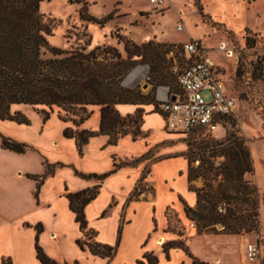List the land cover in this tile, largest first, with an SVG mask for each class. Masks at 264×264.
Returning <instances> with one entry per match:
<instances>
[{"label":"rangeland","instance_id":"1","mask_svg":"<svg viewBox=\"0 0 264 264\" xmlns=\"http://www.w3.org/2000/svg\"><path fill=\"white\" fill-rule=\"evenodd\" d=\"M82 6L88 14L102 16L113 11L114 17L103 25L83 19ZM39 8L58 21L47 37L51 44L62 48L110 44L125 55V38L137 43L150 39L159 43L160 64L173 78L155 85H168L172 91L179 90L176 77L183 61L182 43L190 37L201 41L209 56L222 67L220 76L229 93L238 97L225 130H218L214 137L224 138L230 130H236L247 140L253 171L246 172L244 177L257 185L259 203L256 226L240 233L246 237L245 246L254 240L259 244L256 261L246 260L264 264V0H172L170 6L158 11L150 0H41ZM178 23L183 29L177 28ZM226 50L234 53L229 56ZM149 68V61L139 58L123 77V85L136 86L147 93L154 84ZM123 106L133 105L123 103ZM40 107L28 103L11 105V110L21 111L28 123L0 117V203L17 199L19 210H26L27 218L37 219L26 228L28 234L21 235V242L25 244L29 239L34 246L37 235L43 251L57 264H142L139 259L148 264L143 254L151 251L157 255V264H179L180 251L170 250L166 259L157 248L161 242L156 238L163 232L168 203L182 214L178 191H186V159L181 153L185 154L190 147L198 149L193 140L204 134L202 130L191 134L169 130L163 115L153 106L155 111H147L143 117L146 135L137 138L123 135L112 143L106 134H95L80 153L74 138L64 134L71 122L59 117L55 105L52 109L46 107L49 111L46 115ZM89 109L85 126L97 129L99 105L91 104ZM129 112L132 111L122 114ZM4 136L26 143L25 151L4 147ZM217 157L220 162L223 160V156ZM115 160L128 163L114 168ZM191 163L197 167L200 161L195 158ZM146 170L150 173L153 197L129 199ZM90 173H107L98 193L87 203L85 214L96 239L113 247L110 257L94 255L86 244L76 242L79 227L66 193L88 184L90 180L85 175ZM204 182L205 178L198 175L191 183L199 188ZM193 198V192L189 191L188 200ZM220 206L225 211V203ZM167 213L169 228L185 232L187 227L177 220V214L170 209ZM38 222L42 230L37 233ZM3 258L12 261L11 255Z\"/></svg>","mask_w":264,"mask_h":264},{"label":"trees","instance_id":"2","mask_svg":"<svg viewBox=\"0 0 264 264\" xmlns=\"http://www.w3.org/2000/svg\"><path fill=\"white\" fill-rule=\"evenodd\" d=\"M40 1L0 0V117L28 123V118L21 111L11 110L12 104L41 106L45 115L49 112L46 107L52 109L55 105L59 117L71 122V126L64 129V134L74 137L80 153L89 138L95 134H106L108 141L112 143L127 134L133 138L146 135L142 129L145 110L140 105L151 103L161 113L154 86L173 78L160 64V44L152 39L137 43L125 38V55L110 44L91 48H87L85 44L71 48L59 47L51 44L47 37L58 21L40 10ZM81 9V18L101 25L114 17L113 11L94 16L88 14L83 6ZM139 58L150 63L149 75H152L154 84L147 93L136 86L129 87L122 83L123 77ZM237 69L240 74L239 67ZM260 70H263V66ZM151 93L152 97L149 98ZM119 103H134L139 106L132 112L122 114L117 108ZM91 104L99 105L97 129L82 127L90 116ZM228 117L221 129L225 130ZM193 141L198 149L191 150L190 147L185 155L188 159L189 186L196 190L197 199L194 206L184 205L188 219L196 223L199 232H240L256 226L258 188L254 182L244 177L246 172L253 171V158L244 135L230 130L224 138L198 134ZM2 145L17 152L26 149V143L6 136L2 138ZM193 152L196 156H193ZM217 156H223V160L215 165L213 158ZM195 158L200 161L197 167L191 163ZM123 163H128V160H115L114 168ZM106 174L90 173L85 176L103 179ZM198 175H202L205 182L203 186L194 188L191 182ZM99 186L100 183H95L69 191L66 196L83 232L77 238V243L81 246L87 244L94 254L110 257L113 247L94 239L95 231L87 226L84 211L85 205L98 193ZM221 203H225V211L220 210ZM36 229L37 233L42 230L40 222L36 224ZM37 238L36 235V256L45 264H57L43 251ZM172 244L181 245V242H165L164 250ZM144 256L148 264H156V255L146 252ZM3 264H11L9 258H3ZM191 264L211 263L193 258Z\"/></svg>","mask_w":264,"mask_h":264},{"label":"crops","instance_id":"3","mask_svg":"<svg viewBox=\"0 0 264 264\" xmlns=\"http://www.w3.org/2000/svg\"><path fill=\"white\" fill-rule=\"evenodd\" d=\"M171 1L172 0H167L161 6V8L157 10L155 9V11L162 10L164 6L165 7L170 6ZM221 46L223 47V43L221 44ZM218 67L221 72L222 67L220 66ZM158 86H159V94L165 93L167 91V94L170 97L172 95H175L174 92H171L169 91L168 88L164 87L165 86L164 84L156 85L155 87L156 91L158 89ZM130 104L133 105L132 108L131 107L127 108L126 106H123V103L117 104V108L121 113H124L125 111H133L135 110L137 106H139L138 104H134V103H130ZM140 106H143L144 110L146 109L144 115L146 114L147 111H155L154 109H152L153 104L151 103L142 104ZM85 121L82 124V127H86ZM181 154L186 159V169L184 171L185 177H186V191L184 192L181 190L178 191L179 199L181 202L180 210L182 214L178 213L177 209L172 204L168 203L166 205V208L164 211L165 226L163 227V232L159 233L156 238L157 241H159L161 237H163L164 240L161 241L160 245L157 248L161 249L166 259L169 258L170 250L177 249V251H180L179 264H191L193 258L204 260L211 264H251L246 260L247 259L246 258V246H245L246 237L243 233L225 232V231H217V232L200 231L199 232L194 226L192 227L189 225L190 220L185 214L184 205L187 204L189 206H194L196 204L197 195H196V191L194 189H191L189 186V181H188V176H187L188 159L183 152ZM149 174L150 173L148 172V170L143 171L141 173L140 178L137 180L133 190L129 194V199L153 197V191L151 189L152 184L149 180L150 178ZM88 179L90 180L88 184L87 183L81 184L79 186L72 188L70 191H76V190H79V189H82L88 186H92L95 183H100V186H101L104 178L98 179L96 177H88ZM140 187H142L141 191L136 194V191ZM189 191H192L194 194V198L192 201L188 200ZM9 200L10 199L6 200L5 202L1 201L4 204L0 203V264H3V257L8 256V255L12 256L11 264H45L36 256L35 243L33 246L32 241L29 239L25 242V244L21 242L22 240L21 235H24L25 233H27L26 228L29 226H32L37 219L27 218L25 215L27 211L19 210L20 205L17 202V199L15 200L11 199L10 201ZM67 201H68V197H67ZM86 205H85V208H86ZM68 206H69V201H68ZM85 208H84V211H85ZM168 209L172 210L173 213L177 214V217H178L177 220L179 222L182 221L181 223H185V226L187 227L185 229V232L183 231L176 232L174 229L169 228L168 226L169 219H168V213H167ZM72 212L75 218V212L73 210ZM77 224L79 227L78 222ZM79 232H80V237H81L83 235V232L81 231L80 227H79ZM94 239L96 241H99L98 239H96V232L94 234ZM173 240L180 241L181 245L172 244L168 247L167 250H164L163 243L173 241ZM76 242H77V239H76ZM21 245L23 246V252L20 254ZM86 246L88 245L86 244ZM151 253L156 255L153 251H151ZM144 254H143V257H145ZM94 255H98V254H94ZM38 260H40V262ZM139 260H142L144 262L143 259H139ZM146 261H147V258H146ZM157 262H158V258H157Z\"/></svg>","mask_w":264,"mask_h":264},{"label":"built area","instance_id":"4","mask_svg":"<svg viewBox=\"0 0 264 264\" xmlns=\"http://www.w3.org/2000/svg\"><path fill=\"white\" fill-rule=\"evenodd\" d=\"M156 10L167 0H150ZM178 29H183L181 23ZM183 61L178 66L176 82L178 91L172 99L167 91L159 94V86L155 97L160 101V110L166 127L169 130L191 134L202 130L205 135L217 137V131L223 126L226 117L233 114L238 97L229 93L225 80L220 76V69L203 47L201 41L190 37L182 43ZM204 91L207 95H204ZM219 164L220 158L215 157ZM221 209V208H220ZM190 226L195 222L190 220ZM259 255L257 240L246 244V258L255 262Z\"/></svg>","mask_w":264,"mask_h":264},{"label":"bare ground","instance_id":"5","mask_svg":"<svg viewBox=\"0 0 264 264\" xmlns=\"http://www.w3.org/2000/svg\"><path fill=\"white\" fill-rule=\"evenodd\" d=\"M223 47H224V45H223ZM226 51L228 52L229 56H231L234 53L232 50H226ZM162 240H164L163 237H161L159 239V242H161Z\"/></svg>","mask_w":264,"mask_h":264},{"label":"water","instance_id":"6","mask_svg":"<svg viewBox=\"0 0 264 264\" xmlns=\"http://www.w3.org/2000/svg\"><path fill=\"white\" fill-rule=\"evenodd\" d=\"M146 86H147V83L144 84V87H146ZM171 98L174 99L175 98V95H172Z\"/></svg>","mask_w":264,"mask_h":264}]
</instances>
